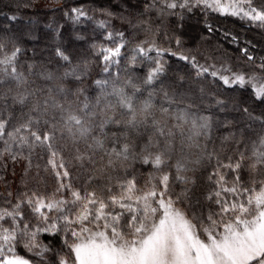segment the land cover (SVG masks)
<instances>
[{"label":"snow or ice","instance_id":"1","mask_svg":"<svg viewBox=\"0 0 264 264\" xmlns=\"http://www.w3.org/2000/svg\"><path fill=\"white\" fill-rule=\"evenodd\" d=\"M153 9L181 18L198 9L264 29V0H150L145 10ZM117 35L115 47L97 53L108 77L94 81V98L66 86L83 83L86 63L73 64L57 49L66 65L62 74L44 73L37 85L17 67L20 48L8 51L0 42V157L16 160L25 149L46 155L44 171L56 181L48 194L37 188L15 200L11 192L0 198V264H264V132L252 140L230 134L216 145L209 116L170 111L167 92L169 107L157 108L153 91L143 96V86L164 73L160 57L169 52L189 61L197 77L250 88L264 103V60L251 73L227 66L210 71L194 57L143 41L129 63L152 59L154 50L157 58L138 83L110 71L126 47L124 33ZM242 111L264 128V116ZM137 162L152 169L143 184L129 172ZM45 233L60 236V251L40 239Z\"/></svg>","mask_w":264,"mask_h":264},{"label":"trees","instance_id":"2","mask_svg":"<svg viewBox=\"0 0 264 264\" xmlns=\"http://www.w3.org/2000/svg\"><path fill=\"white\" fill-rule=\"evenodd\" d=\"M58 7L49 10L34 8L35 0H0V42L6 50L20 48L17 67L25 72L37 85L43 84L41 76L52 72L62 74L65 62L57 55V49L69 55L73 64H87L88 75L79 81L67 82L66 86L84 88L85 95L94 98L97 94L94 81L107 78L102 72V62L97 53L101 47H115L120 42L118 33H124L126 47L121 49L118 58L121 65L113 66L110 71L119 73L120 78L131 75L138 83L146 76L149 68L145 65L129 67L132 50L143 41H154L157 48L171 49L194 57L199 65L211 64L229 66L234 71H256L255 65L264 60V29L252 26L247 21L236 17L219 15L214 12L205 14L201 10L184 13L183 18L172 15L163 23L151 10H145L150 0H56ZM74 9L81 10L79 15ZM15 17V19H13ZM105 26L101 27V22ZM211 28V30H209ZM113 33V39H108ZM181 45L178 47L176 39ZM246 50V51H245ZM155 51V50H154ZM253 61L248 60V56ZM165 71L151 86H143L146 97L153 91V101L157 108L163 104L169 107L164 92L174 101L170 111L190 110L196 116H209L211 141L219 145L221 139L235 134L237 139L252 140L264 132L260 121L246 119L243 108H248L255 116H264V103L255 99L250 88L233 86L229 88L222 81L209 74L196 76V69L189 61L181 60L179 55L169 52L162 54ZM250 65H252L250 67ZM29 66H31L29 68ZM203 89V92H201ZM224 101L217 105L215 99ZM189 105L191 108L189 109ZM206 141L202 138L201 143ZM212 143H209L211 148ZM3 145H0L2 151ZM8 154L0 157V198L12 191L4 184L5 161ZM17 160L25 168L18 179L16 194L28 189H37L45 194L51 193L56 181L50 170L45 172L47 156L33 154L27 150L17 156ZM30 165V166H29ZM148 165L134 163L129 172L137 175L143 184L149 171ZM39 173V175H37ZM78 175V169H73ZM203 183V180H201ZM179 191V186H177ZM199 194V191H198ZM40 239L60 251V236L42 234ZM21 254L27 255L23 249ZM53 254H49L50 258Z\"/></svg>","mask_w":264,"mask_h":264},{"label":"rangeland","instance_id":"3","mask_svg":"<svg viewBox=\"0 0 264 264\" xmlns=\"http://www.w3.org/2000/svg\"><path fill=\"white\" fill-rule=\"evenodd\" d=\"M58 6H59V4L57 3L56 0H35V2H34V8L38 9V10H49V9H54ZM152 11L157 15V17L160 20L163 21V23H166V21L169 20L170 17L172 16V15L161 16L160 14H158L156 12L155 9H153ZM149 56L152 59H145L142 57H138L137 63L134 66L145 65L146 68L153 67L154 61L157 58L156 51L150 52ZM160 59L162 61V56L160 57ZM118 65H121V61ZM113 66H115V65H112L111 69L113 68ZM132 66H133L132 64L129 65V67H132ZM202 66L209 67L210 71L212 70L211 66H215L216 69H220L222 67V66H216V65H211V64H203ZM227 67H229V66H227ZM117 69H118V67L116 65L115 70H117ZM122 79H123V77H122ZM24 169L25 168L22 167V164L19 162V160H17V159L13 160V159H11L10 156H8L6 158V161H5V178H4V184L3 185H6V186H8V188H10V190L12 191V195L15 193L17 186H19L18 185V179L22 175V172H24ZM54 189H55V187L52 188L53 191H54Z\"/></svg>","mask_w":264,"mask_h":264}]
</instances>
